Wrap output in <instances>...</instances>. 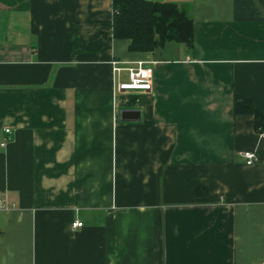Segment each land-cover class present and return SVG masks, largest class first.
<instances>
[{"label":"crops","instance_id":"0c3cea01","mask_svg":"<svg viewBox=\"0 0 264 264\" xmlns=\"http://www.w3.org/2000/svg\"><path fill=\"white\" fill-rule=\"evenodd\" d=\"M149 1L191 47L129 51L111 0H0V264H264V130L233 113L264 115V0Z\"/></svg>","mask_w":264,"mask_h":264},{"label":"trees","instance_id":"16d2710c","mask_svg":"<svg viewBox=\"0 0 264 264\" xmlns=\"http://www.w3.org/2000/svg\"><path fill=\"white\" fill-rule=\"evenodd\" d=\"M111 7L112 36L129 40V51H154L163 48L167 42L183 43L188 48L192 46L193 21L184 5L149 0H111ZM233 113L253 116L254 127L264 130V115L248 99L235 96ZM200 190L196 188L195 193Z\"/></svg>","mask_w":264,"mask_h":264},{"label":"built area","instance_id":"2783aa9c","mask_svg":"<svg viewBox=\"0 0 264 264\" xmlns=\"http://www.w3.org/2000/svg\"><path fill=\"white\" fill-rule=\"evenodd\" d=\"M113 70L115 73L123 70L127 74L126 81H120L116 79L115 91L117 93H124L128 91H150L152 89V70L150 67L144 65L141 61L136 62L134 65L122 66V62L112 61ZM5 132H9V129H5ZM243 157L246 164H252L257 161V158L253 152H243ZM81 226V222L74 220L71 222L70 227L75 229Z\"/></svg>","mask_w":264,"mask_h":264},{"label":"rangeland","instance_id":"374dc122","mask_svg":"<svg viewBox=\"0 0 264 264\" xmlns=\"http://www.w3.org/2000/svg\"><path fill=\"white\" fill-rule=\"evenodd\" d=\"M168 44H170V45L172 44V45H173V44H175V43H172V42H171V43H168Z\"/></svg>","mask_w":264,"mask_h":264}]
</instances>
